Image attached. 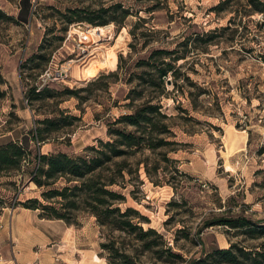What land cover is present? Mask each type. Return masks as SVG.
Wrapping results in <instances>:
<instances>
[{
    "label": "rangeland",
    "instance_id": "rangeland-1",
    "mask_svg": "<svg viewBox=\"0 0 264 264\" xmlns=\"http://www.w3.org/2000/svg\"><path fill=\"white\" fill-rule=\"evenodd\" d=\"M124 1L134 13L125 24L95 25L86 21L72 24L64 15L68 6L91 0H0L2 8L24 21L0 22L1 61L13 82L2 86L8 87V94L0 97V145L16 130L31 126L23 118L28 107L37 118L36 126L37 120L61 113L67 118L68 125L49 134L47 143L53 152L80 155L87 146H98L99 139L111 140L110 123L131 112L129 97L133 88H139L138 76L143 70L139 61L155 49H173L188 41V49L194 51L189 52L186 69L194 83L189 84L186 95L177 93V100L174 94L164 98L168 112L179 115L174 120L176 136L168 137L179 143L168 147L178 148L168 156L179 162L163 160L166 149L146 148L128 158L131 172H126L127 187L112 186L127 197L121 204L123 210L138 209L145 216L144 228L163 234L174 252L183 257L165 252L161 257L147 251L138 230L129 233L103 226L89 209L79 211L78 224L40 217V209L23 203L34 198L48 203L43 197L47 189L31 180L33 166L25 164L26 172L0 174V196L7 202L0 215V264H16L18 259L34 264H130L125 254L140 264H187V259L205 258L232 243L261 249L264 238L245 241L237 229L225 225L205 228L203 223L213 215L245 213L255 220L264 218V13L257 10L259 1L264 0ZM25 12H32L31 22ZM138 15L147 22L136 26ZM75 24L85 32L93 26L109 27L105 36L82 39L73 31ZM226 26L230 28L216 35L217 43L207 45L209 38L204 33ZM199 34L204 39L195 42ZM98 66L99 72L89 76ZM49 70L55 76L61 71L65 77L44 81L42 76ZM112 72L119 74L101 77ZM18 76L27 93L37 85L40 89L50 87L55 95L22 97ZM168 85L173 92V84ZM201 87L207 92L202 93ZM68 88L78 93H68ZM190 91L195 97L200 94L196 102ZM30 145L34 153L49 146ZM64 184L61 180L57 185ZM19 221L32 223L29 227L40 228L47 236L33 233L27 239L15 238L13 231ZM156 248L164 250L165 246ZM220 261L223 257L215 254L208 262L228 264Z\"/></svg>",
    "mask_w": 264,
    "mask_h": 264
},
{
    "label": "trees",
    "instance_id": "trees-1",
    "mask_svg": "<svg viewBox=\"0 0 264 264\" xmlns=\"http://www.w3.org/2000/svg\"><path fill=\"white\" fill-rule=\"evenodd\" d=\"M232 0H227L231 2ZM225 2V3H227ZM91 0L86 4L68 6L64 13L67 21L75 23L76 21H86L95 25H105L111 22L123 25L127 19L132 16L133 10L124 0ZM23 8V6H22ZM257 10L264 13V1H259ZM25 12V17L30 21L32 12ZM27 15V16H26ZM139 23L147 22V18L138 15ZM13 21L24 22L21 19L9 14L0 6V22ZM232 21V20H231ZM230 26L216 28L207 36L208 44H216V35L219 31L227 30ZM134 34H136L134 32ZM203 40L200 34L195 38V42ZM188 41L180 43L179 47L173 49L158 48L153 50L148 58L141 59L138 66L142 72L139 74V88L132 89L131 103L128 104L131 112L122 114L115 122L110 123L109 135L111 140L105 141L99 139V145H89L85 148L84 153L80 155H70L67 152H50L42 153L32 151L30 142L39 144L50 141L49 134L53 131L60 130L64 125H68L67 118H63L64 113L59 117H47L43 120H37L38 126L26 135L22 140H10L0 145V174L20 172L26 165L32 164L30 178L40 188H45L43 197L48 203L42 202L39 198L29 199L23 203L26 207L40 209V217L48 219L65 220L69 224H78L77 216L82 209H89L95 214L103 226H109L112 229H121L129 233L139 231V238L147 251L156 252L164 257V253L170 256L183 257L181 254L174 252L168 244L165 236L157 232L154 228L145 229L142 220L145 216L134 208L128 207L123 210L121 204L127 201V197L121 191L112 188L115 185L127 187L126 172L128 169V158L132 154L148 148L156 151L159 148L166 149L163 153V160L179 162L168 156L169 152L176 151L178 148H168L171 145L179 144L177 141L168 140V137L174 135L173 127L176 126L174 120L179 116L168 112L164 103V98L177 93H187L189 84H193L186 66L189 61V52L194 50L188 49ZM185 45L183 50L181 46ZM198 47V46H197ZM207 49V48H205ZM124 60V56H121ZM184 62H181L183 61ZM123 65L120 64V68ZM119 73L112 72L109 75L117 76ZM172 80L173 92L169 90V80ZM6 82L2 73L0 64V97L6 95L2 89ZM202 93H206L205 88H200ZM68 93H78L77 90L67 89ZM29 94V95H28ZM192 99L195 101L200 94L190 91ZM55 94L50 87L39 88L33 85L27 93V99L52 97ZM139 99L140 102L137 103ZM196 102V101H195ZM197 108L196 104H194ZM198 109V108H197ZM188 112V109H183ZM184 117V116H180ZM77 119V116L73 117ZM186 118L189 119L187 116ZM121 125L120 127H118ZM123 125V126H122ZM132 127V129H129ZM40 149V148H39ZM32 154H35L33 157ZM123 159L119 161V159ZM142 160L138 161L140 165ZM161 166H158L159 169ZM177 172H181L179 168ZM26 172V170H23ZM147 172L151 175V170L147 166ZM181 174H186L181 172ZM188 175V174H187ZM189 176V175H188ZM61 180L66 184L57 185ZM6 201L0 196V215L6 206ZM225 225L237 229L241 235H244L245 241L249 239L264 238V218L255 220L245 213L237 216L213 215L204 220L205 228ZM149 236H155L156 239L148 240ZM244 241V242H245ZM162 244L164 250H156L157 246ZM257 248L249 247L244 243H232L229 248L218 249L215 254L223 257L219 263L228 264H264V242ZM214 252L207 253V256L200 258L187 259V264H209L210 257L215 255ZM125 258L130 264H140L135 262L130 255L125 254ZM113 264H118L113 262Z\"/></svg>",
    "mask_w": 264,
    "mask_h": 264
},
{
    "label": "crops",
    "instance_id": "crops-1",
    "mask_svg": "<svg viewBox=\"0 0 264 264\" xmlns=\"http://www.w3.org/2000/svg\"><path fill=\"white\" fill-rule=\"evenodd\" d=\"M29 22H31V20L29 21ZM17 53H18V51H16L15 53H12L13 55H17ZM24 56V55H23ZM21 54H19V60L21 59ZM1 54H0V64H1V66H2V73H3V75H4V78H5V80H6V82H5V85L4 86H6V85H8L9 83H10V81H11V84L13 83L12 82V80H10L11 78L9 77V76H11V74H10V72H8V70L6 69V65L1 61ZM15 62H16V59H15ZM17 63V62H16ZM18 66H19V63L17 64ZM18 75H19V73H18ZM13 79H15V77H13ZM23 79L21 78V76H18V86H19V88L21 89V91H22V97H26V95H27V91H26V88H25V85L23 84V86L22 87H20V82L22 81ZM17 81V80H16ZM17 83V82H16ZM8 88V87H7ZM7 88L6 87H3V90H5L6 91V93L8 94V90H7ZM25 110H26V108H25ZM29 111V112H28ZM28 111H25L26 112V114H25V116H23V118H25L26 120H27V125H28V123L29 122H31V126H28V128L26 129V130H23V131H18V130H16V133L15 134H13V136H11L10 138H9V141L10 140H15V141H17V140H22L26 135H29L30 134V132L32 131V130H34V128L36 127V117H35V115L33 116V111H31V109L28 107ZM28 117L30 118L29 120H28ZM33 117V120H31V118ZM5 136H3V137H8L7 135L8 134H4ZM32 143H34V141H32ZM47 145H49L48 146V149L45 151H43L42 153H50V152H53V150L52 149H50V143H45V145H44V148L45 147H47ZM29 210H31V209H29ZM32 211V210H31ZM40 218V217H39ZM31 224L32 223H27V224H25V223H23V221H19L18 222V229H17V231H13V236L15 237V238H19V237H21V238H24V239H27V238H30V236L33 234V233H36L37 235H40V237H42V238H44V237H46L47 236V234L43 231V230H41L40 228H37V227H34L35 229L33 230V228H31V227H29V226H31ZM6 233V231H4V233H3V235ZM16 264H34L33 262L32 263H30V262H22L20 259H18L17 260V262H16ZM35 264H41V263H35Z\"/></svg>",
    "mask_w": 264,
    "mask_h": 264
},
{
    "label": "bare ground",
    "instance_id": "bare-ground-1",
    "mask_svg": "<svg viewBox=\"0 0 264 264\" xmlns=\"http://www.w3.org/2000/svg\"><path fill=\"white\" fill-rule=\"evenodd\" d=\"M88 24V23H87ZM81 25H79V26H77L76 24L73 26V31L74 30H76V32L77 33H79V34H81V36H82V39H84V38H90V37H93L94 39H98L99 38V36H105V33H106V30H107V27H109V26H93L91 29H89L88 28V30L85 32V31H83V29H81V27H80ZM72 31V32H73ZM87 33H90L91 35L89 36V35H87ZM115 49V48H114ZM113 49V50H114ZM116 50V49H115ZM116 52V51H115ZM98 56V55H97ZM118 55L115 53L114 54V56H113V60H114V62H117V57ZM94 59V58H93ZM101 60V59H100ZM97 61V60H96ZM107 61H109V58H107L106 60H104L103 62L104 63H107ZM98 62H100V61H98ZM93 63H95V61L93 62ZM109 65V64H108ZM89 66V65H88ZM87 69V68H86ZM90 69H91V67H90ZM99 70H100V68H99V66L93 71V73L92 74H90L89 76H93V75H95V74H97V72H99ZM89 73V72H88ZM60 76L63 78V77H65V73H60Z\"/></svg>",
    "mask_w": 264,
    "mask_h": 264
},
{
    "label": "built area",
    "instance_id": "built-area-1",
    "mask_svg": "<svg viewBox=\"0 0 264 264\" xmlns=\"http://www.w3.org/2000/svg\"><path fill=\"white\" fill-rule=\"evenodd\" d=\"M60 73L62 74L61 71H58V72H57V75H58V76H55V75L53 74V72H50V70H49L46 74H43L42 78H43L44 81H47V80H48L49 78H51V77H54V78L59 79V78H61V77H60Z\"/></svg>",
    "mask_w": 264,
    "mask_h": 264
},
{
    "label": "water",
    "instance_id": "water-1",
    "mask_svg": "<svg viewBox=\"0 0 264 264\" xmlns=\"http://www.w3.org/2000/svg\"><path fill=\"white\" fill-rule=\"evenodd\" d=\"M169 84H172V80L171 79L169 80Z\"/></svg>",
    "mask_w": 264,
    "mask_h": 264
}]
</instances>
